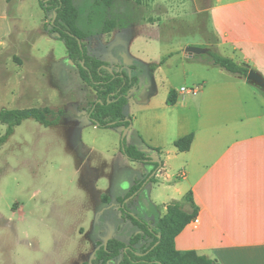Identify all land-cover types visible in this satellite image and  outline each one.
Returning <instances> with one entry per match:
<instances>
[{
	"label": "rangeland",
	"instance_id": "obj_1",
	"mask_svg": "<svg viewBox=\"0 0 264 264\" xmlns=\"http://www.w3.org/2000/svg\"><path fill=\"white\" fill-rule=\"evenodd\" d=\"M74 2L78 14L73 27L83 33L79 40L87 53L112 67L127 56L134 61L132 74L140 84L128 96L127 118L152 115L156 123V111L171 124L170 113L150 107L164 105L168 90L188 87L182 71L197 64L187 58V46L216 49L206 12L212 0ZM9 13L12 34L0 52V109L45 106L52 110L47 118L58 117L59 123L44 126L25 119L0 146V264H92L107 238L127 242L136 231L121 209L125 205L133 214L135 192L123 201L106 202L103 194L125 186L119 176H140L142 167L133 166L137 161L123 153L138 137L130 131L122 140L120 127H99L88 120L97 96L67 58L63 41L52 32V13L43 12L39 0H11ZM194 57L204 60L206 55ZM161 60L157 93L140 101L151 92V65ZM24 87L35 92L14 99ZM4 132L0 123V135ZM140 195V209L150 211L144 191ZM148 243L146 239L142 246Z\"/></svg>",
	"mask_w": 264,
	"mask_h": 264
},
{
	"label": "crops",
	"instance_id": "obj_2",
	"mask_svg": "<svg viewBox=\"0 0 264 264\" xmlns=\"http://www.w3.org/2000/svg\"><path fill=\"white\" fill-rule=\"evenodd\" d=\"M206 12L216 50L248 64L264 79V0H212ZM11 34L8 2L0 0V52L8 45ZM187 58L197 65L182 71L188 87L180 88L195 92L175 89L174 104L167 105L166 96L164 105L150 107L170 113L171 124L164 114L155 111L156 123L152 115L147 119L133 116L126 132L138 137L136 144L129 145L144 141L157 148L158 158L154 159L160 164L154 167L150 162L132 163L142 167L140 176H119L125 186L116 192L108 190L103 196L106 201L122 199L140 185L134 191L131 211L153 225L165 214L171 200L181 201L189 210L186 195L190 193L197 221H190L176 235L175 249L194 250L219 264H264V94L242 76L210 65L201 57ZM161 67L152 70L147 83L151 96L144 94L140 101L146 103L157 93ZM6 70L11 75V69ZM32 92L35 91L27 92L24 87L14 99L24 100ZM190 133L189 148L178 150L174 141ZM141 191L150 211L140 209L144 200Z\"/></svg>",
	"mask_w": 264,
	"mask_h": 264
},
{
	"label": "trees",
	"instance_id": "obj_3",
	"mask_svg": "<svg viewBox=\"0 0 264 264\" xmlns=\"http://www.w3.org/2000/svg\"><path fill=\"white\" fill-rule=\"evenodd\" d=\"M7 2L9 12L11 0ZM106 2L109 4L110 0ZM39 4L43 12L49 11L52 16L55 13V19L51 23L52 32L63 41L67 58L77 66L80 79L92 87L96 93L97 100L87 111L88 120L99 127H126L129 121L126 120L124 107L128 102V93L139 88V76L132 73L128 75L125 71H116L109 64L89 55L83 45L79 46L77 39H83L84 35L73 27L78 14L74 0H39ZM215 43L214 36L213 44ZM204 54L206 55L205 62L233 75L246 78L248 71L251 70L248 64L236 62L216 49L208 48ZM162 63L163 60L154 62L151 69H156ZM262 93L264 94L263 91ZM175 101V90L170 89L166 104L172 105ZM50 113L52 110L45 106L22 109L1 108L0 123L5 125V132L0 135V146L13 133L15 126L25 119H33L44 126L57 125L59 118L48 119L47 116ZM111 122L114 123L109 124ZM191 140L192 134L190 133L176 139L174 145L178 150L184 151L189 148ZM123 153L131 161L150 162L154 167L158 166V162H151V159L158 158L159 150L144 141H141L139 145L124 146ZM139 186L132 188L127 196L136 191ZM123 199L118 200L123 201ZM103 200L106 201L104 196ZM186 202L190 205L189 210L184 208V203L181 201L171 200L166 205L165 214L153 225L131 214L123 205L121 207L123 216L136 226V232L130 236L128 243L112 237L108 238L105 245L102 244L96 249L92 264L110 263L119 256L121 259L118 264H219L215 259L197 254L194 250L175 249L174 238L195 218L197 213L190 193L186 195ZM146 239L149 243L142 246ZM141 241L144 242L141 243ZM138 245L142 247L139 248Z\"/></svg>",
	"mask_w": 264,
	"mask_h": 264
},
{
	"label": "water",
	"instance_id": "obj_4",
	"mask_svg": "<svg viewBox=\"0 0 264 264\" xmlns=\"http://www.w3.org/2000/svg\"><path fill=\"white\" fill-rule=\"evenodd\" d=\"M55 13H53V16H52V20H51V23H53L54 19H55ZM78 40V43H79V46L81 47V44H80V40ZM208 50V48L206 47H201V46H196V45H190V46H187L185 48V53L191 57L195 54H203V53H206V51ZM246 79L247 81L255 86L256 88H258L259 90L263 91L264 92V79L263 77L256 71L254 70H249L247 75H246ZM129 96V95H128ZM126 120L129 121V124L126 126V127H123V132H122V140L124 138V136L126 135V132L127 130L129 129V127L131 126V121L129 118H126ZM114 122H111L109 124H113ZM151 162H158L160 164V162L157 160V159H151ZM155 171H152L151 174H154ZM107 240V239H106ZM106 240L104 241V245L106 244Z\"/></svg>",
	"mask_w": 264,
	"mask_h": 264
},
{
	"label": "flooded vegetation",
	"instance_id": "obj_5",
	"mask_svg": "<svg viewBox=\"0 0 264 264\" xmlns=\"http://www.w3.org/2000/svg\"><path fill=\"white\" fill-rule=\"evenodd\" d=\"M128 57V56H127ZM125 57V61L123 62V64L119 65V66H114L113 68L116 70V71H125L126 74H131L132 73V70L134 69V66H133V60L132 59H129ZM132 60V61H131ZM134 92V90H132L131 92L128 93V95L130 96L132 93ZM125 198V197H124ZM136 232V231H135ZM132 235V234H131ZM130 238V237H129ZM108 239V238H107ZM129 241V240H128ZM141 244V243H140ZM139 244V245H140ZM139 245L137 247H139Z\"/></svg>",
	"mask_w": 264,
	"mask_h": 264
},
{
	"label": "built area",
	"instance_id": "obj_6",
	"mask_svg": "<svg viewBox=\"0 0 264 264\" xmlns=\"http://www.w3.org/2000/svg\"><path fill=\"white\" fill-rule=\"evenodd\" d=\"M180 91H181V92L190 91L191 93H194V92H195L194 89H187V88H185V87H181V88H180ZM191 221L196 222L197 219H196V218H193Z\"/></svg>",
	"mask_w": 264,
	"mask_h": 264
}]
</instances>
